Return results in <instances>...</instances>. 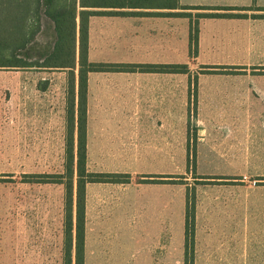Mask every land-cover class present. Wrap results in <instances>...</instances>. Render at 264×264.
Masks as SVG:
<instances>
[{
    "label": "rangeland",
    "instance_id": "obj_1",
    "mask_svg": "<svg viewBox=\"0 0 264 264\" xmlns=\"http://www.w3.org/2000/svg\"><path fill=\"white\" fill-rule=\"evenodd\" d=\"M48 24L43 19L37 35L44 46L51 42ZM24 53L19 59L34 57L32 62L41 55ZM44 72L25 79L23 96L17 68L0 67V264L63 262V185L26 177L64 170L67 71L51 75V88L42 93L49 83L38 79L48 78ZM191 96L186 119L169 120L167 152L164 144L156 153L129 137L106 151H90L97 159L86 164L88 172L130 175L127 184L86 185L84 242L93 254L114 253L112 262L105 254L99 264H183L186 184L196 198L193 264H264V103L229 106L240 109L238 118L202 121L201 135ZM180 108L170 104L173 113ZM188 122L190 144L196 137L195 174L210 179L192 178V159L187 171ZM145 176H174L164 180L175 183H143L151 180ZM98 242L100 249L94 248ZM104 242L116 247L107 249Z\"/></svg>",
    "mask_w": 264,
    "mask_h": 264
},
{
    "label": "crops",
    "instance_id": "obj_2",
    "mask_svg": "<svg viewBox=\"0 0 264 264\" xmlns=\"http://www.w3.org/2000/svg\"><path fill=\"white\" fill-rule=\"evenodd\" d=\"M180 7L192 10L110 7L86 8V11L104 12L90 15L87 19V60L89 63L166 66L186 64L188 74L167 71H133L87 73V158L93 165L96 156L90 151H106L117 144L119 138H135L137 145L151 147V152H167L169 120L186 119L185 106L189 103V83L196 76L195 116L201 135L202 121H233L241 114L240 109L229 106H248L264 103V0H177ZM247 8L232 11L244 14L241 18H199L197 54L189 56V18L170 13H223L211 8ZM194 20V18H192ZM42 29V28H41ZM52 38V26L48 24ZM77 37V30H76ZM51 41V43H52ZM38 42V40H37ZM39 43V42H38ZM49 42V46L51 45ZM41 44V43H40ZM44 46L45 44H41ZM77 52V43H76ZM34 60L35 58H31ZM30 60V59H29ZM201 66L234 67L235 74H199ZM262 68V69H254ZM45 84L44 93L51 87L52 76L65 75L67 69L29 67L17 68L18 89L24 96L26 78L38 74ZM76 72V71H75ZM195 74V75H194ZM52 75V76H51ZM34 92L37 80L33 81ZM179 92L175 98V92ZM193 98V96H191ZM180 104V113H173L170 104ZM235 114V117L233 116ZM158 137L166 140L158 141ZM118 138V139H117ZM133 145L135 146V142ZM108 149V148H107ZM158 160V156H157ZM162 160V158H161ZM166 161V160H165ZM95 168V165L93 166ZM87 218V217H86ZM94 247L100 249V242ZM113 249L116 244L104 242ZM84 242V264H96L102 256L111 252L91 251ZM104 256V257H105Z\"/></svg>",
    "mask_w": 264,
    "mask_h": 264
},
{
    "label": "trees",
    "instance_id": "obj_3",
    "mask_svg": "<svg viewBox=\"0 0 264 264\" xmlns=\"http://www.w3.org/2000/svg\"><path fill=\"white\" fill-rule=\"evenodd\" d=\"M159 8L192 10L199 8L180 7L177 0H0V67L29 68L46 67L67 69V86L65 101V143L64 165L62 174H31L26 176L34 183H58L64 188L63 219V262L62 264H84V229H85V188L90 183L127 184L130 175L127 173H95L88 172L87 158V73L101 72H133V71H167L168 73L188 74L186 64H169L166 66L131 65L111 63H89L87 60V19L90 15L104 12L86 11V8ZM223 13H170L169 15L189 18V56L197 54L198 19L199 18H241L244 14H232V11H247V8H211ZM264 17V16H260ZM194 18V20H192ZM52 26L51 45L40 46L37 35L41 31L42 20ZM77 30V37H76ZM77 43V52H76ZM41 52L38 62L19 59V52L27 56V52ZM38 50V51H37ZM8 52V56L4 53ZM29 56V55H28ZM30 57V56H29ZM234 67L201 66L199 74L231 73ZM262 69V68H254ZM76 71V72H75ZM196 76L189 93L193 94L195 117ZM190 124L188 122L186 161L190 171L192 159V178L195 174L196 150L194 142L190 144ZM195 127V126H194ZM151 180H143L151 184H168L164 180L174 176H145ZM175 178L183 179L182 176ZM214 178V177H213ZM162 179V180H161ZM174 181V180H172ZM195 188L186 184L184 206V254L183 264H193L195 237Z\"/></svg>",
    "mask_w": 264,
    "mask_h": 264
}]
</instances>
